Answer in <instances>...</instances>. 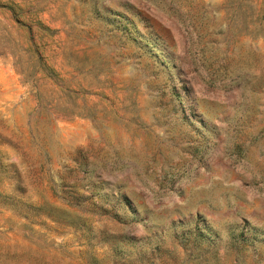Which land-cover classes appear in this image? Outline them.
Segmentation results:
<instances>
[{"label":"rangeland","instance_id":"1","mask_svg":"<svg viewBox=\"0 0 264 264\" xmlns=\"http://www.w3.org/2000/svg\"><path fill=\"white\" fill-rule=\"evenodd\" d=\"M0 264H264V0H0Z\"/></svg>","mask_w":264,"mask_h":264},{"label":"trees","instance_id":"2","mask_svg":"<svg viewBox=\"0 0 264 264\" xmlns=\"http://www.w3.org/2000/svg\"><path fill=\"white\" fill-rule=\"evenodd\" d=\"M6 8L9 10V11H13L12 10V5H7ZM38 24L41 25L40 22H38ZM42 29L41 30H44V31H48L50 32L51 30H49V28L47 27H44V26H41ZM26 53L31 56L32 58H37L39 56V52H38V47L37 45L31 40L28 42V47H27V50H25ZM38 73H40L42 76L46 77V78H49L51 79L52 81L53 78H52V70L44 63V62H41V64H39L38 66ZM20 74H22V72H19Z\"/></svg>","mask_w":264,"mask_h":264}]
</instances>
